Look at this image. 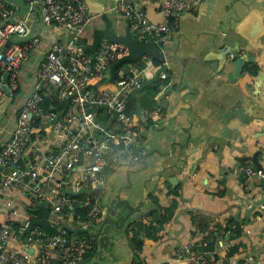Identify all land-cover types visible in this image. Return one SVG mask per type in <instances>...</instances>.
Here are the masks:
<instances>
[{
	"label": "crops",
	"instance_id": "1",
	"mask_svg": "<svg viewBox=\"0 0 264 264\" xmlns=\"http://www.w3.org/2000/svg\"><path fill=\"white\" fill-rule=\"evenodd\" d=\"M16 1L21 3L28 35L40 38L20 69L22 93L16 98L20 103L31 91L40 57L69 34L64 28L43 23L35 6ZM115 1L90 0L92 18L82 35L84 48L94 49L105 39L108 26L116 34H133L129 20L114 9ZM160 1L136 0V5L148 20L160 23L165 21ZM194 1L195 9L177 15L178 28L162 50L168 82L157 94L156 107L163 110V116L145 120L136 160L109 170L100 182L102 187L93 192L100 195L102 210L90 229L86 228L90 245L74 264H177V245L193 242L203 247L208 241L213 242L211 253L217 259L264 264V201L244 222L248 208L264 198L261 176H249L242 169L247 161L255 167L254 152L264 168V0ZM221 33L227 44H237V56L244 59V65L257 66L256 74L245 70L230 78L232 62L220 64L218 49L211 46ZM142 59L151 62L143 72L145 81L158 67L150 56ZM108 80H96L94 88L112 87ZM143 115L144 109L139 116ZM170 132L176 134L162 142ZM43 136V149L55 147L53 133L46 131ZM171 140L177 142L174 148ZM185 140L182 150L179 144ZM27 157L24 162L30 163L31 152ZM24 190L10 187L3 198L25 194L28 203L32 202ZM83 197L64 218L65 226H82ZM152 198L162 207H175L150 232L138 229L133 221L157 218L151 212ZM28 203L17 204L21 212ZM138 240L140 248L135 245ZM51 254L55 260L61 257L54 249Z\"/></svg>",
	"mask_w": 264,
	"mask_h": 264
},
{
	"label": "built area",
	"instance_id": "2",
	"mask_svg": "<svg viewBox=\"0 0 264 264\" xmlns=\"http://www.w3.org/2000/svg\"><path fill=\"white\" fill-rule=\"evenodd\" d=\"M23 1L37 8L43 23L64 28L69 35L52 43L40 57L31 91L20 101L17 117L11 118L13 113L7 111L9 101L21 87V66L38 47L40 38L28 35L19 1L0 0V264H74L90 245V238L88 231L82 236H68L63 228L64 213H71L79 205L70 191L95 186L109 170L136 160L145 120L162 117L163 113L158 106L151 112L144 110L143 117L127 110L128 91L142 86L143 72L151 64L148 59H141L143 67L135 63L121 66L117 78L108 80L112 87L94 88L96 80L108 78L111 63L126 55L128 49L103 39L94 52H86L82 35L92 15L85 0ZM195 8L194 0H161L165 21L158 23L146 18L136 0H116L114 4L116 12L129 20L135 37L152 41L160 51L178 28L177 15ZM3 72L8 73L10 94L2 89ZM160 76L166 78L164 72ZM50 87L58 93V102L69 100L61 115L53 109L42 112ZM38 114L42 115V132L54 135L55 147L49 150L40 144L43 135L31 138L32 118ZM28 152L32 155L30 163L20 164L28 160ZM248 163L242 167L247 175L263 176L260 169ZM10 187L27 190L34 204L47 203L48 219L55 226L53 234L34 225L28 242L24 241L30 220L37 217L21 212L14 199L3 201L4 191ZM83 196L80 203L86 213L79 222L90 229L102 210L100 195L92 192ZM13 220L19 222L16 231ZM51 249L61 257L55 260ZM174 251L177 264H254L247 259H217L193 242L181 243Z\"/></svg>",
	"mask_w": 264,
	"mask_h": 264
},
{
	"label": "trees",
	"instance_id": "3",
	"mask_svg": "<svg viewBox=\"0 0 264 264\" xmlns=\"http://www.w3.org/2000/svg\"><path fill=\"white\" fill-rule=\"evenodd\" d=\"M141 42H147L146 40L141 41ZM151 42L153 45H155L152 41H148ZM100 43L98 42L96 44V46L94 47V49H87L85 47L86 52L88 53H92L95 51V49L98 47ZM157 47V45H155ZM157 49L159 50V48L157 47ZM160 51V50H159ZM143 56H150L152 59L153 64L156 67H160L163 64V56L161 55H150V54H132L129 51L127 52L126 55H124L123 57L119 58L118 60H115L111 63L109 70H110V75L108 76L107 79H105V81H107L108 79L110 81L115 80L118 76V70L121 66H124L127 63H135L138 64V66L143 67L144 66V61L141 60ZM248 70L249 72L253 73H257L258 68L255 65H250L245 64L243 65V71ZM168 82V78L165 79H161L158 81H155L151 84H148L146 86H144V88L141 91V94L139 96V101L141 104V108L144 110H147L149 112L153 111L156 108V100H157V94L160 91L161 87L164 86L166 83ZM94 86V85H93ZM22 93V88L20 87V89L14 93V96L12 98V102H13V106L12 108L9 107L7 113L13 112V118L17 117V107L19 106V103L17 101V97ZM57 95L58 93L53 90V88H51V90L47 89L46 90V98L44 99L43 103H42V108H43V113L47 112L48 110H55L57 114L61 115L62 113H64V111L67 108V105L69 103L68 98H65L64 100H61L60 102L57 101ZM127 110L129 113L133 114V116H137V114L135 113V106H136V99L128 94L127 95ZM12 110V111H11ZM163 111V110H162ZM42 115L38 114V115H34L32 118V122H31V138H34L37 135H43L44 132H42ZM24 161H21L20 164H23ZM25 191V190H24ZM84 195V193L81 194H72V197L75 200H79L80 197H82ZM32 200V199H31ZM39 203L40 202H36V204H34L33 200L32 202L30 201V203L26 204L24 209L26 211V215L28 216H32L35 215L36 217H40L42 215L41 210L38 208L39 207ZM42 204V203H41ZM78 206V205H77ZM76 206V207H77ZM152 207L151 212L153 214L156 215L157 218H150L148 221L144 222V220H142L141 218H139L136 221H133V223H135L136 227L138 229H144L146 231H155L157 229L158 224L161 225L163 224V222H165L168 219V216L173 212L175 205H171L169 207H162L158 201L154 200L152 198ZM86 213V212H85ZM67 216V212L64 213V218ZM85 216V214L83 215V217ZM194 219H197L198 216L197 215H193ZM75 219V218H74ZM12 225L14 230L16 231L19 222L17 220H13L12 221ZM156 224V225H155ZM72 226V225H71ZM63 228L66 229V226L64 224ZM136 228V229H137ZM137 229V230H138ZM66 234L68 236H72V233L68 232V230L66 229ZM88 234L87 232L81 233L78 236H82ZM77 236V235H76ZM135 242V241H134ZM135 245L140 248L141 247V241H136ZM202 248L208 250V251H213L214 250V244L212 241H208L206 242V245L203 246ZM140 264V263H139Z\"/></svg>",
	"mask_w": 264,
	"mask_h": 264
},
{
	"label": "water",
	"instance_id": "4",
	"mask_svg": "<svg viewBox=\"0 0 264 264\" xmlns=\"http://www.w3.org/2000/svg\"><path fill=\"white\" fill-rule=\"evenodd\" d=\"M85 2L87 3L88 9L92 10V2H90V0H85ZM221 37L218 40L217 38L213 41V43L211 44V46H214L216 49H218V53L219 55H217V58H219V60L221 61L220 64H222L223 66L227 63V60H229V62H232L233 65V72L231 73L230 78H236L239 74H241V72H243V65H244V59L241 56H237V52H238V46L237 44L235 45H230L227 44L225 41V37L226 35H224L223 33H221ZM105 39H108L112 42L115 43H121L124 46L127 47L128 51L132 54H152V55H161L163 54L162 51H159L157 49V47L155 45H153L151 42H141L140 40H138L130 31H127L125 34H116L113 30L112 27H107L106 32L104 33ZM10 43V41H8L6 43V45H8ZM210 45V44H209ZM209 55L212 56L211 53H209ZM216 57V56H214ZM164 59V58H163ZM167 69V65L166 64H162L160 67L157 68L156 72L154 73V75L151 78H148L147 80H145L142 84V86L140 88H136V89H131L130 91H128V94L132 95L135 99H136V106H135V113L139 116L142 113V109H141V104L139 101V97L136 95V93L142 91V89L144 88V86L151 84L155 81H157V77L158 74L160 72H164ZM7 77H8V73L7 72H3L2 73V89L10 94V90L7 86ZM101 82V80L99 81V83ZM176 134L175 132H170L169 135H165V138L162 139V142L164 141V143L166 141L169 140L170 136ZM187 143V140H185L182 144H179L180 149L183 150V148L185 147ZM177 144V142H175L174 140H171L170 145L174 148V145ZM137 152L140 153V149L139 147L136 149ZM257 152H254L252 157L254 159L255 162V169H260L262 171V173H264V168L262 166V164L258 161L257 159ZM147 166V163H144V167ZM261 181H262V189L264 190V177H261ZM102 187L101 183L96 184V186H92V187H82L80 188L78 191H70L73 194H81V193H90V192H94L96 189ZM261 201H264V198L261 200H258L257 202H255L253 205H251L248 210H247V216L246 219L244 220L245 223H247L248 221V214L249 212H251V210L254 209V207L260 203ZM41 212L42 215L41 217H37V218H33L30 220L27 229H26V236L24 241L28 242V236L30 234V231L32 229V226L37 225L39 227H41L46 233L48 234H53L55 232V226L49 221L48 219V215H49V208L48 206H46L45 204H40L38 207ZM66 229L68 230V232L72 233V235H79L81 233L86 232V227L84 226H80L78 228L72 229L69 226H66Z\"/></svg>",
	"mask_w": 264,
	"mask_h": 264
},
{
	"label": "rangeland",
	"instance_id": "5",
	"mask_svg": "<svg viewBox=\"0 0 264 264\" xmlns=\"http://www.w3.org/2000/svg\"><path fill=\"white\" fill-rule=\"evenodd\" d=\"M1 120H2V115H0V121H1ZM20 197H22V196H20ZM20 197H17V198H11V199H14L16 204H19V205H21V207H23V204H24V203H28L29 199L26 198V195H25V194H24V196H23L22 198H20ZM5 199H6V198H3V201H4ZM29 203H30V202H29ZM43 203L47 205L46 202H43ZM18 207H19V206H18ZM50 217L52 218V216H50Z\"/></svg>",
	"mask_w": 264,
	"mask_h": 264
}]
</instances>
